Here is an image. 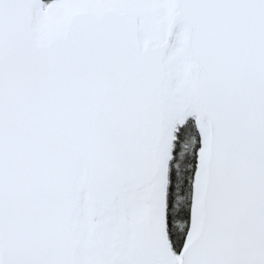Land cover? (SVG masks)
Masks as SVG:
<instances>
[{"label":"snow or ice","instance_id":"6c2138e0","mask_svg":"<svg viewBox=\"0 0 264 264\" xmlns=\"http://www.w3.org/2000/svg\"><path fill=\"white\" fill-rule=\"evenodd\" d=\"M0 264H264V0H0Z\"/></svg>","mask_w":264,"mask_h":264}]
</instances>
